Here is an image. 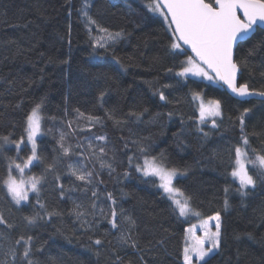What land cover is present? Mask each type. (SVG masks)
<instances>
[{
	"label": "trees",
	"instance_id": "16d2710c",
	"mask_svg": "<svg viewBox=\"0 0 264 264\" xmlns=\"http://www.w3.org/2000/svg\"><path fill=\"white\" fill-rule=\"evenodd\" d=\"M150 3L154 0H87L89 15L100 25L124 33L108 52L98 49V55L92 57L91 38L81 12L85 0H0V134H11L12 140H19L26 113L43 98L44 134L37 142L38 151L47 158L46 162L35 161L25 171L26 177L45 175L40 193L45 209L39 208L35 193H29L30 204H22L20 209L12 206L10 210L6 191H0V216L6 221L0 224V262L12 264L13 250L19 261L25 245H17L16 240L31 235L32 258L38 264H116L117 257L123 264H144L139 251L145 254L149 242L156 246L161 237L182 234L188 222L172 214L170 202L157 187L144 183L135 167L129 177L123 176L128 156L139 155L132 141L143 140L151 146L153 156L164 154L168 167H187V175L179 177V182L192 195L193 207L201 213L200 217L221 214L223 251L212 259V264H264V182L241 197L236 192L238 185L228 175L231 167L227 151L240 138L237 117L244 108L251 109L246 117L251 149H264V100H237L222 86L206 87V82H199L197 87L191 82L195 78L185 84L168 73L169 67L179 70L185 57H173L171 33L165 21L148 10ZM262 41L264 29H256L235 51V59L241 65L239 82H247L256 90H264ZM114 56L121 59L123 67ZM164 83L173 85L164 89L170 101L166 104L153 95L154 89ZM193 91L204 93L205 101H221L223 116L218 128L197 125ZM77 109L85 115L80 117ZM133 111L144 113L140 121L129 115ZM109 112L115 120L108 118ZM169 112L173 113L171 118ZM89 115L100 118L91 130ZM197 127L209 135L205 137ZM61 131L66 134L65 147L72 149L68 156L63 155L57 143ZM101 135L107 137L104 159L115 157L116 171L111 174L107 167L101 168L97 159H89L93 150L99 155L95 145L105 142L95 141L94 137ZM88 138H93L94 149H89ZM29 154L28 147L20 153L22 158ZM16 155L14 144L0 150V177L7 174L8 157ZM57 157L56 171L45 172L47 164ZM232 157L234 160V152ZM69 164L94 169L98 175L93 185L75 180L69 174ZM248 169L250 174L256 171L251 164ZM93 187L98 199L86 190ZM225 187H230L227 197ZM108 193L116 200L120 230L128 227L121 212L136 221L131 235L139 241L140 250L118 243L120 231L109 223L113 205L107 199ZM225 198L229 201L227 209ZM94 199L96 212L104 209L107 215H88L93 230L85 231L73 209L80 204L90 213ZM45 210L55 214L44 215L34 226L26 225V215L37 211L43 215ZM97 238L103 240L101 246L92 244ZM163 255L159 264L167 260ZM143 257L147 264H154L155 259L146 254ZM179 257V252L175 253L176 262Z\"/></svg>",
	"mask_w": 264,
	"mask_h": 264
},
{
	"label": "snow or ice",
	"instance_id": "6c2138e0",
	"mask_svg": "<svg viewBox=\"0 0 264 264\" xmlns=\"http://www.w3.org/2000/svg\"><path fill=\"white\" fill-rule=\"evenodd\" d=\"M89 7L90 5L85 0V6L81 9V12L86 20L87 31L91 38V47L93 49L91 56L96 57L98 49L108 52L109 48L117 40L121 39L124 33L123 31L113 32L109 28L100 25L96 19L89 15ZM147 7L150 12L163 16L168 26V32L171 33L170 49L173 57L177 59L181 56L185 57V59L180 61L179 70H176L175 67H169L166 70L168 73L174 74L180 80H183L185 84L189 82V77L195 78L191 82L196 84L197 87L199 82L205 81L207 82L206 87L210 85L226 87L241 101H246L248 97L253 96L264 98V90L251 88L247 82H239L238 75L241 72V65L235 59L236 49L241 43L250 38L255 26L258 24L264 26V0H154V3L148 4ZM93 27L96 33L95 36H93ZM261 44L264 45V41ZM250 54L251 50L249 51ZM114 59L121 67L124 66L119 57L114 56ZM104 75L106 76L107 74ZM177 83H179V80ZM172 87V84L164 83L154 89L153 95H158L162 103H169L168 94L164 89ZM191 95L193 101L198 102L197 125H206L210 121L211 128H218V118L223 116L221 101L213 98L205 102V94L200 91H193ZM103 97L104 93L101 92V100ZM43 104L44 100L42 98L39 102L34 103L31 110L26 113L23 134L19 140H12L10 138L11 134H0V141L3 142L0 144V150L3 149L4 145L14 144L17 151L15 157H8L6 176L0 177V181H2L0 191L6 190V202L9 203L10 210L12 206L20 209L22 204H30L29 193H35L39 208H46L45 204L40 200L41 187L45 180V175L42 173L41 175H33L25 179V170L34 161L46 162L47 160L38 151L37 142V137L44 134L42 130V121L45 119ZM76 111L80 117L85 115L78 109ZM144 111L146 112L147 109H144ZM250 111L251 109L244 108L240 112L237 117L240 126V138L232 147L227 149L231 167L228 175L238 185L236 192L241 197L248 196L250 190L254 191L259 183L264 182V149L259 151L251 149L249 135L246 132V117ZM143 114V112L137 113L135 111L129 113V115L135 116L138 121L141 120ZM168 115L171 118L173 113L169 112ZM107 116L109 119L115 120L113 113L109 112ZM87 118L91 122L89 130H91V126L100 123L99 117L89 115ZM116 122L120 123V121ZM69 127L71 128V121H69ZM197 131L203 132V129L197 127ZM203 135L207 137L209 133L203 132ZM65 139L66 134L61 131L57 143L63 155L68 156L72 149L71 146L65 147ZM94 139L105 143L95 145V148H98L99 155L97 156L96 151L93 150L89 159H97L101 168L107 167L111 174V172L116 171L115 157L104 159L107 156V137L101 135L94 137ZM88 141L89 149H94L93 138H88ZM132 144L136 146L139 155L133 153V155L128 156V168L123 172V176L129 177L131 169L135 167V171L140 174V177L144 178L143 182L157 187L159 194L170 202L169 207L172 214L177 216L178 220L181 218L186 219L190 214L200 217L201 213L193 207L192 195L179 182V177L187 175V167L182 168L176 165L168 167L164 162V154L153 156L151 154V146L143 142V140H133ZM29 146L31 149L30 154L26 158H22L20 153ZM77 146L79 147L80 145L78 144ZM124 147L125 149L128 148L127 141ZM233 152L235 154L234 160L232 157ZM81 154L83 155V153ZM141 157L144 160L143 164L139 163ZM21 159L23 162H18ZM58 159L59 157L54 158L51 163H48L45 172L56 171ZM247 164H251L256 169L253 174L249 173ZM68 170L69 174L75 177V180L81 181L85 185H93V179L98 175L94 169L88 170L83 166L77 168L72 164L68 165ZM56 180H60V175L56 176ZM157 180L159 181L158 184L156 183ZM174 181L176 182L174 183ZM58 186L61 189V198H63V185L60 184ZM86 190H91L92 197L99 198L98 192L94 187ZM224 191L227 197L230 187H225ZM96 199L91 201L93 210L90 213L83 210L80 204H77L73 209V214L85 231L93 230L92 223L87 219L88 215L93 217L97 214L107 215L104 209H100L99 213L96 212ZM107 199L113 205L111 219L109 220L111 228L120 231L118 243L122 246L140 250L139 241L131 235L136 221L131 216L121 212L119 215L127 223L128 227L126 230H120L117 221L118 213L114 207L116 200L112 193L107 194ZM224 206L225 209L229 207L227 198H225ZM54 214V211L45 210L44 214L41 215L37 211L34 215H26L24 220L27 226H34L38 220L43 219L44 215L51 217ZM212 222H214V230ZM5 223L6 221L0 216V224ZM195 229V225L185 229L186 235L182 250L183 264H212V259L223 251L224 232L221 214L217 212L201 220L199 226L201 235L197 236ZM163 240L164 238L161 237V239L156 240V243H163ZM32 242L33 237L31 235L27 239L21 236L16 240L17 245L23 243L25 246L19 261H17V251H12V264H38L32 258ZM91 242L96 246H101L103 240L97 238ZM146 247L151 248L154 245L149 242ZM97 252H99V248H97ZM0 264H7V262H0ZM116 264H123V261L117 257Z\"/></svg>",
	"mask_w": 264,
	"mask_h": 264
},
{
	"label": "rangeland",
	"instance_id": "374dc122",
	"mask_svg": "<svg viewBox=\"0 0 264 264\" xmlns=\"http://www.w3.org/2000/svg\"><path fill=\"white\" fill-rule=\"evenodd\" d=\"M157 14V13H156ZM158 16H160L159 14H157ZM163 20V16H160ZM189 78H192V77H189ZM206 82V81H205ZM207 83V82H206ZM207 102V101H205ZM196 107L198 109V102H196ZM198 112V110H197ZM221 118H218V121L220 120ZM206 125H210V121H209V124H206ZM39 138V136L37 137V139ZM29 151H31L30 149V146L28 147ZM35 162V161H34ZM33 162V163H34ZM140 164H143L144 163V160L141 159L139 161ZM31 166V165H30ZM29 166V167H30ZM248 167V164L246 165ZM27 170V169H26ZM25 170V171H26ZM15 172V170H14ZM28 177L25 176V179H27ZM155 179V178H153ZM156 183L158 184L159 181L157 180ZM6 191V190H5ZM183 220L187 221L188 222V226L186 228H190L192 227L193 225L196 226V229H195V233L197 236L201 235L202 233L200 232V229H199V226H200V223H201V220L204 219L202 217H197L195 215H189L186 219L182 218ZM213 224V230H214V222H212ZM185 228V229H186ZM185 230L182 232V234H180L179 236L177 237H167L163 240V243H160V244H156V246L154 247H146L144 249L145 251V254L149 257H151V259H155L153 260L154 264H159L158 261L160 260L159 257H163L164 255L163 254H166V259L167 260H163L162 263L163 264H167V263H172V264H183V258H182V250H183V246H184V239H185ZM163 249V250H162ZM167 252V253H166ZM179 252V260L176 262L175 259H174V256H175V253ZM139 254H140V257H141V260L144 264H147L146 261H145V258L143 257L145 254L144 252H141L139 251ZM163 255V256H162ZM157 258V259H156ZM173 260V261H172ZM167 262V263H166Z\"/></svg>",
	"mask_w": 264,
	"mask_h": 264
},
{
	"label": "water",
	"instance_id": "95a60500",
	"mask_svg": "<svg viewBox=\"0 0 264 264\" xmlns=\"http://www.w3.org/2000/svg\"><path fill=\"white\" fill-rule=\"evenodd\" d=\"M256 29H264V26H262V25H257V26H255V30ZM255 30H254V32H255ZM253 32V33H254ZM252 33V34H253ZM251 34V35H252ZM225 90H226V92L231 96V97H233L234 99H237V100H241L240 98H238V97H235L234 96V94H232L226 87H223ZM250 99H257V100H264V98H261V97H256V96H253V97H248L246 100H250Z\"/></svg>",
	"mask_w": 264,
	"mask_h": 264
}]
</instances>
